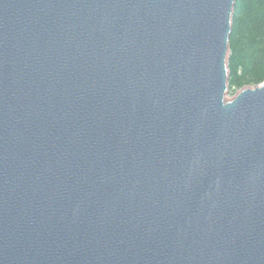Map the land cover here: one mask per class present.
<instances>
[{
	"label": "water",
	"instance_id": "obj_1",
	"mask_svg": "<svg viewBox=\"0 0 264 264\" xmlns=\"http://www.w3.org/2000/svg\"><path fill=\"white\" fill-rule=\"evenodd\" d=\"M234 6L0 0V264H264Z\"/></svg>",
	"mask_w": 264,
	"mask_h": 264
},
{
	"label": "trees",
	"instance_id": "obj_2",
	"mask_svg": "<svg viewBox=\"0 0 264 264\" xmlns=\"http://www.w3.org/2000/svg\"><path fill=\"white\" fill-rule=\"evenodd\" d=\"M228 69L233 96L264 83V0H235Z\"/></svg>",
	"mask_w": 264,
	"mask_h": 264
},
{
	"label": "rangeland",
	"instance_id": "obj_3",
	"mask_svg": "<svg viewBox=\"0 0 264 264\" xmlns=\"http://www.w3.org/2000/svg\"><path fill=\"white\" fill-rule=\"evenodd\" d=\"M241 91V90H240ZM236 96V95H235ZM235 96H233L231 93H229V96H228V98L229 99H233Z\"/></svg>",
	"mask_w": 264,
	"mask_h": 264
}]
</instances>
